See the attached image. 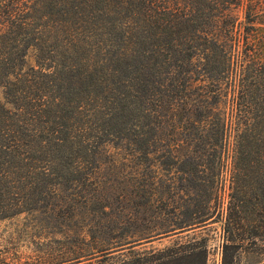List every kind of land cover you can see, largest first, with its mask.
Returning a JSON list of instances; mask_svg holds the SVG:
<instances>
[{"label": "trees", "instance_id": "16d2710c", "mask_svg": "<svg viewBox=\"0 0 264 264\" xmlns=\"http://www.w3.org/2000/svg\"><path fill=\"white\" fill-rule=\"evenodd\" d=\"M109 145L179 175L189 203L170 202L171 184L154 199L184 208L165 233L222 210L231 158L222 264L259 244L264 264V0H0V220L70 206L62 192L87 183L97 190ZM130 175L116 176L120 191L108 186L125 203ZM193 245L147 253L206 264Z\"/></svg>", "mask_w": 264, "mask_h": 264}, {"label": "rangeland", "instance_id": "374dc122", "mask_svg": "<svg viewBox=\"0 0 264 264\" xmlns=\"http://www.w3.org/2000/svg\"><path fill=\"white\" fill-rule=\"evenodd\" d=\"M33 60L30 55L28 62L33 63ZM124 156V149L109 145L101 154L99 172L92 175V181H97L99 188L93 190L95 186L87 183L76 190L62 192L61 198L67 199L70 206L57 208L50 214L36 211L0 220V264H131L135 259L151 260L153 257L152 264H155L153 260L158 254L147 252L175 243L194 244L206 250V264H222V218L233 168L231 158L228 157L222 167V210H215L205 224L165 233L160 228L178 224L184 208H170L154 199L159 190L171 184L175 189L169 194L170 202L189 203L188 195L177 190L179 175L174 168L169 172L164 170L160 161L153 159L145 165L139 156L130 162ZM123 172L131 174L129 203L122 202L116 193L120 191L117 185L120 179L116 176ZM151 182L155 184L149 187ZM142 183L148 186L146 195H142ZM110 184H115L117 191L108 187ZM144 200L155 203L141 206L139 203ZM127 216L130 222L123 221ZM126 230L133 234L134 246L130 251L122 248L125 238H130ZM237 264H260V244L255 252H243Z\"/></svg>", "mask_w": 264, "mask_h": 264}]
</instances>
